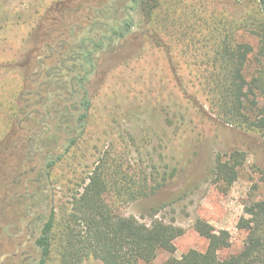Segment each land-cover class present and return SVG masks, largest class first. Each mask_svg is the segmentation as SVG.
<instances>
[{
    "label": "trees",
    "instance_id": "16d2710c",
    "mask_svg": "<svg viewBox=\"0 0 264 264\" xmlns=\"http://www.w3.org/2000/svg\"><path fill=\"white\" fill-rule=\"evenodd\" d=\"M246 1L251 8L237 19L223 0H140L146 39L176 66L186 67L202 100L190 98L185 113L177 109L174 120L165 114L175 134L195 123L198 127L215 124L257 134L264 143V0ZM117 9L108 7L110 27L120 19ZM240 32L256 37L257 46L240 42ZM82 41L60 45L59 53L46 57L51 62L48 67L38 61L33 92L26 88L18 92L12 86L5 90L7 96L0 95L1 111H5L0 118L1 177L6 182L21 169L8 188L18 189L26 176L23 196L11 199L24 201L17 203L23 206L22 223L34 220L39 225L29 229L27 236V254L36 253L38 264H48L52 258L56 264H83L88 259L102 264H150L160 251L175 253L174 241L184 229L158 219L142 223L122 216L120 210L175 181L178 168H159L150 159L147 164L136 139L130 138L129 144L119 133L100 156L87 161L84 149L90 132L84 119L90 109L85 88L89 76L83 73L90 65L85 64ZM19 68L11 72L21 75ZM74 90H82L79 100ZM81 110L79 125L74 114ZM245 162V152L237 149L216 153L211 183L227 191ZM57 170L67 172L60 175ZM53 183L63 189L60 202L54 199ZM238 228L246 232L241 250L222 258L220 251L231 245L229 232L195 219L193 229L207 240L206 249H191L180 258L172 257L170 264H264V195L246 205ZM29 260L19 264L37 262Z\"/></svg>",
    "mask_w": 264,
    "mask_h": 264
},
{
    "label": "rangeland",
    "instance_id": "374dc122",
    "mask_svg": "<svg viewBox=\"0 0 264 264\" xmlns=\"http://www.w3.org/2000/svg\"><path fill=\"white\" fill-rule=\"evenodd\" d=\"M223 2L237 19L251 8L246 0ZM126 4L130 5L129 0H0V95L7 96L5 90L12 86H16L18 92L25 88L33 92L37 86L33 73L38 61L48 67L51 62L46 57L59 53L60 45H71L88 37L97 40L96 33L100 31L90 26L94 22L107 23V10L112 6L118 8V17L124 18L122 10ZM134 18L137 26L130 34L94 53L96 70L85 85L90 102L87 118L90 136L86 151L84 149L87 161L91 163L100 156L110 139L119 133L127 143L130 138L136 139L147 164L151 160L159 168H178L179 176L175 181L155 195L120 210L122 216L134 217L142 223L158 219L184 229V234L174 241L175 253L160 251L150 264H170L172 257L180 258L191 249L204 251L207 240L193 229L197 218L208 222L216 231H228L231 245L219 255L222 258L234 255L241 250L246 238V232L238 228L245 207L264 195L263 139L257 134L215 124L198 127L195 123L175 134L174 128L166 123L165 114L174 120L177 109L185 113L190 98L199 103L202 100L192 87L186 67L176 66L165 51L156 49L146 39L140 6ZM238 37L240 42L257 46V38L248 32H240ZM17 67L23 71H20L23 79L17 70L11 72ZM81 97L79 93L75 98ZM22 98V101L27 99ZM1 104L0 97V118L5 113L1 111ZM81 113L84 112L74 114L77 121ZM13 142H18V138ZM233 149L245 152L246 162L237 181L227 191H222L211 183L209 172L216 153ZM17 169L18 166L14 171ZM20 170L6 182L0 172V264H19L22 254L35 259V264L39 260L36 253L27 254L30 250L28 230L38 224L34 220L22 223L24 201L11 199L14 195L23 196L26 176L18 189H8L11 178ZM57 172L61 175L67 170ZM60 185H52L56 202L63 197ZM48 264H56V260L52 258ZM83 264L102 263L88 259Z\"/></svg>",
    "mask_w": 264,
    "mask_h": 264
},
{
    "label": "flooded vegetation",
    "instance_id": "af4514ba",
    "mask_svg": "<svg viewBox=\"0 0 264 264\" xmlns=\"http://www.w3.org/2000/svg\"><path fill=\"white\" fill-rule=\"evenodd\" d=\"M130 5H125L124 7V18L122 19H118L117 23H115V26H108L106 22H97L96 24H93L92 29L93 30H99V33H96V37L97 40H95L92 37H88V38H84V43L82 41L83 47H84V53L83 54V58L85 60V64L86 65H90L88 66L89 71L86 73H83V76L86 78V76H90L94 73V71L96 70V63L92 64V58H95L94 53L95 52H101L106 45L110 46L111 44H113L115 42V39L120 38L123 39L125 38L128 34H130L132 32V30H134L137 26V21L135 20V15L137 14L138 11V6L140 3V0H129ZM120 20V21H119ZM100 28V29H99ZM86 40V41H85ZM90 43V49H89V44ZM92 48V49H91ZM95 49V50H94ZM88 56L90 58H88ZM73 87L74 84L72 83ZM81 89H84V83L81 84ZM76 91L74 90V92L76 93V95H78L79 93H81V91ZM82 114L78 115V118L81 116ZM87 118H88V111H87V117L84 119L85 122V126L87 123ZM80 125V121L77 122ZM21 263H28L29 258L28 257H24V254H22L21 256Z\"/></svg>",
    "mask_w": 264,
    "mask_h": 264
},
{
    "label": "water",
    "instance_id": "95a60500",
    "mask_svg": "<svg viewBox=\"0 0 264 264\" xmlns=\"http://www.w3.org/2000/svg\"><path fill=\"white\" fill-rule=\"evenodd\" d=\"M262 8V10H263V7H261Z\"/></svg>",
    "mask_w": 264,
    "mask_h": 264
}]
</instances>
